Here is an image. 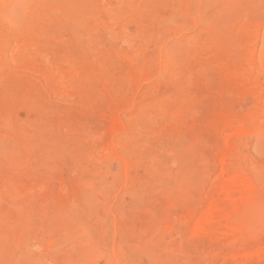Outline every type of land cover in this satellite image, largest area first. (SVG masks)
Wrapping results in <instances>:
<instances>
[{"label":"rangeland","instance_id":"rangeland-1","mask_svg":"<svg viewBox=\"0 0 264 264\" xmlns=\"http://www.w3.org/2000/svg\"><path fill=\"white\" fill-rule=\"evenodd\" d=\"M0 264H264V0H0Z\"/></svg>","mask_w":264,"mask_h":264},{"label":"bare ground","instance_id":"bare-ground-1","mask_svg":"<svg viewBox=\"0 0 264 264\" xmlns=\"http://www.w3.org/2000/svg\"><path fill=\"white\" fill-rule=\"evenodd\" d=\"M139 75V74H138ZM141 76V75H140ZM111 100H112V98H111ZM118 110V109H117ZM189 110V109H188ZM119 111H121V109L119 110ZM232 111V110H231ZM102 113V112H101ZM111 114V113H110ZM118 115H119V113H118ZM119 117V116H118ZM225 119V118H224ZM229 119V118H228ZM227 119V120H228ZM227 120H226V122H227ZM182 121V120H181ZM225 121V120H224ZM118 122V121H117ZM123 122V121H122ZM119 123V122H118ZM122 124H124V123H122ZM226 125V124H225ZM123 126V125H122ZM226 127V126H225ZM115 128V127H114ZM116 129V128H115ZM221 129V128H220ZM221 130H223V129H221ZM112 132H115V131H112ZM117 132V131H116ZM219 135H221L220 134V132H219ZM223 137V136H222ZM221 138V137H220ZM227 137H226V135H225V138L224 139H226ZM224 141V140H223ZM225 143H226V141H225ZM224 157V156H223ZM226 157V156H225ZM224 159V158H223ZM221 162H223V160L221 161ZM224 177V176H223ZM227 177V180H226V182L225 183H223L222 184V186H221V191L225 194V196H226V198L227 199H229V200H232V197H231V193L233 192V188H238V190H240L241 192H242V194H243V196H241L242 198H244L246 195H248L249 193H250V191H251V189H252V187H253V184H252V182L249 180V179H246L245 177H244V175L243 176H241V175H239V174H230L229 176H226ZM66 185V184H65ZM48 186V185H47ZM64 187V186H63ZM218 190V189H217ZM46 191H47V189H46ZM63 191V190H62ZM220 191V190H219ZM44 192H45V190H44ZM43 192V194H45ZM240 196V195H239ZM219 197V196H218ZM210 199V198H209ZM219 199V198H218ZM73 201V200H72ZM218 201V200H217ZM227 201V200H226ZM218 203H215V205L216 206H213V207H211L208 211H207V213L205 214V216L203 217V218H199V220L197 221V222H195L196 224V229H197V231L196 232H198V230L199 231H201L202 229H203V227L204 226H207L206 224L207 223H209V221H214V219H215V209L217 208V205ZM197 209V208H196ZM235 222H237V221H235ZM222 223V222H221ZM236 224V223H235ZM194 225V226H195ZM230 226V225H229ZM228 226V227H229ZM234 226V225H233ZM238 226V225H237ZM231 227V226H230ZM236 227V226H235ZM195 230V229H194ZM204 231H205V229H204ZM222 231H224V230H222ZM226 232V231H225ZM234 232V231H233ZM240 232V231H239ZM202 234V233H201ZM216 236V235H215ZM263 247V246H262ZM260 250H261V248H260ZM259 250V252L258 251H256V253H262L263 251H260ZM262 250H263V248H262ZM260 254H258V255H260ZM263 254V253H262ZM257 255V256H258ZM261 256V255H260ZM259 256V257H260ZM263 256V255H262ZM235 257V256H234ZM262 258V257H261Z\"/></svg>","mask_w":264,"mask_h":264}]
</instances>
